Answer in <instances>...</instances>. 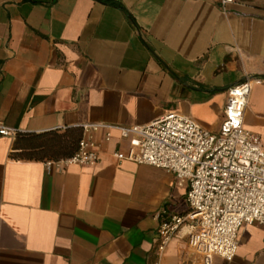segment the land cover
Here are the masks:
<instances>
[{
  "label": "crops",
  "instance_id": "0c3cea01",
  "mask_svg": "<svg viewBox=\"0 0 264 264\" xmlns=\"http://www.w3.org/2000/svg\"><path fill=\"white\" fill-rule=\"evenodd\" d=\"M0 0V121L28 133L147 125L169 114L211 131L229 87H253L245 127L264 146V0ZM91 131L95 165L48 172L0 135V264H202L186 229L159 256L163 219L189 209L174 173L119 161L129 141ZM264 264V226L245 224L232 260Z\"/></svg>",
  "mask_w": 264,
  "mask_h": 264
},
{
  "label": "built area",
  "instance_id": "2783aa9c",
  "mask_svg": "<svg viewBox=\"0 0 264 264\" xmlns=\"http://www.w3.org/2000/svg\"><path fill=\"white\" fill-rule=\"evenodd\" d=\"M247 0H218L222 12ZM253 79L229 87L224 119L211 131L195 119L169 113L147 125L87 124L77 150L69 157L45 161L48 172L69 165H95L100 144L91 131H119L129 141L126 151L117 149L119 160L151 165L175 174L188 185L189 209L162 220L158 231L159 256L171 239L186 229L190 247L202 264L215 258L232 260L238 253L239 235L245 224L264 226V146L259 134L245 127ZM18 130L0 121L1 136H16ZM154 264H161L160 260Z\"/></svg>",
  "mask_w": 264,
  "mask_h": 264
},
{
  "label": "trees",
  "instance_id": "16d2710c",
  "mask_svg": "<svg viewBox=\"0 0 264 264\" xmlns=\"http://www.w3.org/2000/svg\"><path fill=\"white\" fill-rule=\"evenodd\" d=\"M125 10L118 0H98ZM83 135L81 127L51 130L41 133L18 131L14 143L15 154L27 159L45 160L69 157L77 150Z\"/></svg>",
  "mask_w": 264,
  "mask_h": 264
}]
</instances>
